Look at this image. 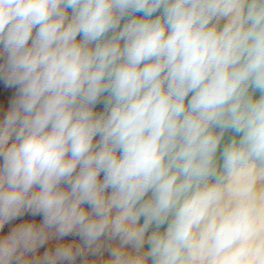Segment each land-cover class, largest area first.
I'll return each instance as SVG.
<instances>
[{
  "label": "clouds",
  "instance_id": "1",
  "mask_svg": "<svg viewBox=\"0 0 264 264\" xmlns=\"http://www.w3.org/2000/svg\"><path fill=\"white\" fill-rule=\"evenodd\" d=\"M0 264H264V0H0Z\"/></svg>",
  "mask_w": 264,
  "mask_h": 264
},
{
  "label": "crops",
  "instance_id": "2",
  "mask_svg": "<svg viewBox=\"0 0 264 264\" xmlns=\"http://www.w3.org/2000/svg\"><path fill=\"white\" fill-rule=\"evenodd\" d=\"M26 218H30V217H26ZM36 219H39V217H36Z\"/></svg>",
  "mask_w": 264,
  "mask_h": 264
}]
</instances>
